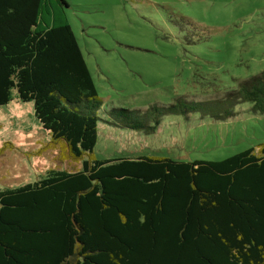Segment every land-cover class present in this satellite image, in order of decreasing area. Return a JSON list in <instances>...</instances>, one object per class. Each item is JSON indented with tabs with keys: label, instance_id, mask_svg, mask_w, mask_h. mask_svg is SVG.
I'll use <instances>...</instances> for the list:
<instances>
[{
	"label": "trees",
	"instance_id": "16d2710c",
	"mask_svg": "<svg viewBox=\"0 0 264 264\" xmlns=\"http://www.w3.org/2000/svg\"><path fill=\"white\" fill-rule=\"evenodd\" d=\"M63 5L0 0V105L31 102L81 160L0 189V264H264V143L216 160L94 157L102 101ZM240 102L264 113V69L219 98L113 106L103 121L151 134L165 115L210 103L225 119Z\"/></svg>",
	"mask_w": 264,
	"mask_h": 264
},
{
	"label": "rangeland",
	"instance_id": "374dc122",
	"mask_svg": "<svg viewBox=\"0 0 264 264\" xmlns=\"http://www.w3.org/2000/svg\"><path fill=\"white\" fill-rule=\"evenodd\" d=\"M69 23L102 104L96 158L160 155L222 159L264 143V113L249 102L216 118L213 110L165 115L151 134L107 124L111 107L144 108L177 96L214 99L264 69V0H65ZM52 20V17L49 18ZM86 157V155H83ZM33 115L31 102L0 105V189L48 169L75 170Z\"/></svg>",
	"mask_w": 264,
	"mask_h": 264
}]
</instances>
